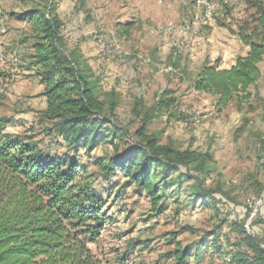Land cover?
<instances>
[{
  "label": "rangeland",
  "instance_id": "1",
  "mask_svg": "<svg viewBox=\"0 0 264 264\" xmlns=\"http://www.w3.org/2000/svg\"><path fill=\"white\" fill-rule=\"evenodd\" d=\"M155 1L162 10L169 0ZM199 1L176 0L175 11H155L154 30L158 23L173 21L186 25L187 34L180 36L149 29L143 34L144 21L132 12L118 25L120 18L116 11H107V0H0V117L8 119L6 131L33 135L40 147L58 154L66 149L54 144L60 138L42 132V126L48 125L39 121L45 109L40 94L43 85L30 67V42L22 40L28 25L17 17L28 9L50 3L56 8L59 3L67 20V50L90 73L111 124L128 132L113 140L105 132L106 138L91 151L74 154L85 165L79 176L103 201L102 230L96 242L89 244L99 264H173V258L166 255L175 241L191 254L187 264H235L233 256L251 255L240 240L244 233H251L264 246V147L260 144L264 138V62L261 78L250 88L254 96L240 108L229 104L218 111L214 97L193 88L204 65L219 68L244 54L241 41L230 42L231 54L220 58L226 49L223 42L231 35L238 39L231 31H247L253 25L255 10L245 0H204L212 8L208 15ZM173 50L178 53L175 66ZM171 63L173 69L167 71ZM143 93L144 104H139L142 99L137 97ZM160 94L174 102L157 111ZM134 104L140 105L136 115ZM147 116V135L181 150L210 153L212 158L206 165L208 175L189 167L204 177L200 184L192 179L177 181V172L171 171L159 210L126 176L115 172L107 180L95 163L98 159L107 162L115 147L121 150L125 143L134 142L133 132ZM152 182L164 183L160 169ZM200 189L214 192L201 194ZM202 203H214V207Z\"/></svg>",
  "mask_w": 264,
  "mask_h": 264
},
{
  "label": "trees",
  "instance_id": "2",
  "mask_svg": "<svg viewBox=\"0 0 264 264\" xmlns=\"http://www.w3.org/2000/svg\"><path fill=\"white\" fill-rule=\"evenodd\" d=\"M245 2L255 10L253 25L247 31L242 28L231 32L248 46V51L238 56L229 68L204 65L193 82L195 91L216 97L218 111L232 101L239 108L249 102L254 96L249 88L261 77L264 0ZM53 10L50 3L28 9L17 17L28 24V33L22 40L30 42L33 50L30 67L43 85L40 94L45 99V109L39 121L48 125L42 126V132L60 138L62 141L54 144L64 145L66 149L58 154L40 147L33 135L9 133L8 119L0 117V264H99L89 244L96 242L102 230L103 201L91 184L79 176L85 165L74 154L82 149L91 151L106 138L105 132L107 136L111 134L112 140L128 134L127 130L111 124L113 120L104 113L105 105L94 91L91 75L80 66L73 52L67 50L63 23ZM165 97L159 95L157 111L174 102ZM132 111L136 115L140 105L134 104ZM148 119L149 116L143 117L134 130V142L125 143L121 150L115 147L107 162L98 159L95 163L105 172L107 180L115 172L126 176L145 193L152 207L159 210L171 171L177 172V181L192 179L200 184L204 177L192 173L189 167L208 175L206 165L212 158L207 152L161 144L157 136L147 135ZM260 144L264 147V138ZM157 169L164 179L159 186L152 182ZM261 187L264 191V185ZM200 191L201 194L214 192ZM213 204L203 205L214 207ZM240 240L251 255L237 259L233 256L235 264H264V246L251 233H244ZM190 255L175 241L174 249L166 257H172L173 264H187Z\"/></svg>",
  "mask_w": 264,
  "mask_h": 264
},
{
  "label": "crops",
  "instance_id": "3",
  "mask_svg": "<svg viewBox=\"0 0 264 264\" xmlns=\"http://www.w3.org/2000/svg\"><path fill=\"white\" fill-rule=\"evenodd\" d=\"M167 1V0H164V2ZM165 4V3H164ZM158 8H161L158 6ZM163 9L162 10H158L157 9V5H156V1L155 0H107V11L111 12V13H115V11L117 12V14L115 13V15L118 16V19L116 24L118 22H120L121 24V20H125L126 17H128L129 15V12H132L131 14H135L136 16L139 15L140 18L144 21L142 23V25H144V31H142V33L146 34L147 32V29H149L150 32H157V33H162V34H168V33H174V34H178L180 36H185L187 34V31H186V25H177L175 24L173 21H169V22H166L163 26L162 24L159 25L160 23H158V27H157V30H154L153 26H151V23H152V20H154L156 23L157 20H156V15H155V11H162V12H166V10H168L167 8H169L170 10L172 11H175V9L178 8V5L176 3V0H169L165 6L162 7ZM168 12V11H167ZM53 14H56L62 21L63 23V30H62V34L64 35L65 37V32H66V23H67V20H65L64 16H63V6L62 4H56V8L54 7V10H53ZM157 14V12H156ZM173 13H170L169 15H172ZM176 15V14H175ZM173 15V16H175ZM78 16V15H77ZM131 16V15H130ZM155 16V17H154ZM140 19V20H141ZM126 21H122V23H125ZM129 22V21H128ZM25 23V22H24ZM149 23V24H147ZM27 24V23H26ZM28 25V24H27ZM119 25V23H118ZM153 28V29H152ZM128 32V31H127ZM239 38L237 39L235 36L231 35L229 36V41H224V45L226 47V49L223 51L222 53V56L220 57L221 60H224V58H226V56H229V54H231V48H232V45L231 43H237L239 42ZM231 42V43H230ZM243 45V44H242ZM229 47V48H228ZM244 48H245V51H244V54H246V52L248 51V46H245L244 45ZM244 54H238L236 56H233L231 59H230V62L227 63V61L224 62L225 65H221L219 66V68H229L232 64H234V61L235 59L240 56V55H244ZM177 56H178V53L176 50H173L172 52V63L174 64V66L176 65V60H177ZM210 61H206L205 63H209ZM264 62V58H263V61H261L259 63V68L261 66V64ZM169 66L168 69H166L167 71L169 69H173V65ZM220 63V61H219ZM261 71V69H260ZM261 76H262V73H261ZM261 78V77H260ZM259 81V80H258ZM257 81V82H258ZM256 82V84H257ZM255 84V85H256ZM254 86V85H253ZM251 86V87H253ZM250 87V88H251ZM249 88V90H250ZM251 92V91H250ZM210 95V94H209ZM212 96V95H210ZM159 97V96H158ZM158 97H157V100H158ZM215 98V102H216V97L215 96H212ZM44 98V97H43ZM137 98L139 99H144V93L142 95V97L138 96ZM141 100V101H142ZM143 104H144V100L142 101ZM44 103H45V99H44ZM229 104H235L234 101L230 102ZM228 104V105H229ZM236 105V104H235Z\"/></svg>",
  "mask_w": 264,
  "mask_h": 264
},
{
  "label": "bare ground",
  "instance_id": "4",
  "mask_svg": "<svg viewBox=\"0 0 264 264\" xmlns=\"http://www.w3.org/2000/svg\"><path fill=\"white\" fill-rule=\"evenodd\" d=\"M202 5H204L206 8H210V9H212L211 8V6L208 4V3H206V1H204V0H201V1H199ZM214 8V7H213ZM210 9H207V12H206V14H208V15H210L211 14V10ZM260 162V161H259ZM261 162H263V159H262V161Z\"/></svg>",
  "mask_w": 264,
  "mask_h": 264
},
{
  "label": "built area",
  "instance_id": "5",
  "mask_svg": "<svg viewBox=\"0 0 264 264\" xmlns=\"http://www.w3.org/2000/svg\"><path fill=\"white\" fill-rule=\"evenodd\" d=\"M206 9H210V8H206ZM211 10V9H210ZM211 14H212V10H211ZM101 48L104 49L105 48V45L104 43H101Z\"/></svg>",
  "mask_w": 264,
  "mask_h": 264
}]
</instances>
